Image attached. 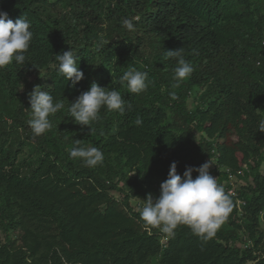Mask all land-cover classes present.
Returning a JSON list of instances; mask_svg holds the SVG:
<instances>
[{
    "label": "trees",
    "instance_id": "trees-1",
    "mask_svg": "<svg viewBox=\"0 0 264 264\" xmlns=\"http://www.w3.org/2000/svg\"><path fill=\"white\" fill-rule=\"evenodd\" d=\"M0 11L33 33L25 62L0 69V264H264V0H0ZM70 49L84 73L75 85L57 71ZM177 49L194 71L174 88L177 61L164 56ZM132 69L148 73L138 95L120 83ZM93 82L131 110L102 107L90 135L68 107ZM36 86L65 105L38 137ZM77 139L103 163L71 159ZM209 160L233 205L215 237L146 229L132 200L158 197L173 162L183 176ZM239 177L250 180L237 187ZM241 232L251 245L235 244Z\"/></svg>",
    "mask_w": 264,
    "mask_h": 264
},
{
    "label": "clouds",
    "instance_id": "clouds-1",
    "mask_svg": "<svg viewBox=\"0 0 264 264\" xmlns=\"http://www.w3.org/2000/svg\"><path fill=\"white\" fill-rule=\"evenodd\" d=\"M123 26L133 30L134 26L130 19L123 20ZM30 22L24 17L13 22L8 13L0 11V69L10 66L13 61L23 64L26 60L25 53L28 51L33 39L30 31ZM110 43V42H109ZM165 59L174 58L177 65L174 68L173 84L178 88L187 80L194 71L191 63L187 62L182 55V49L166 50ZM58 61V74L73 85L84 79V73L77 66V57L73 50L56 54ZM126 82L127 91L132 94H141L149 85L147 71L132 69L126 71L120 77V83ZM172 100L177 99L175 92L170 93ZM31 119L28 121L34 137L41 136L52 127L50 116H54L65 107L61 101H55L50 92L36 86L29 98ZM106 107L110 112L124 115L126 110H131V104H126L120 92L93 82L89 90L82 92L68 107L72 121L90 128V135L95 132L93 122L99 119V112ZM140 116L134 121L137 126L142 125ZM258 131L264 132V118L258 123ZM68 149L69 157L80 160L85 167L95 168L104 161L103 152L97 147L80 145ZM212 160L199 167L187 166L183 176L178 173L177 162L170 166L168 177L160 185V195L156 198L148 194L140 201L139 217L146 229H157L168 236H175V230L183 225L187 226L193 235L205 242L215 237L219 227L227 220L232 211V200L226 194L222 185L210 174ZM247 168V165H244ZM193 172L198 176L193 178ZM231 180V179H230ZM233 178L231 182H233ZM139 200V199H138Z\"/></svg>",
    "mask_w": 264,
    "mask_h": 264
},
{
    "label": "rangeland",
    "instance_id": "rangeland-1",
    "mask_svg": "<svg viewBox=\"0 0 264 264\" xmlns=\"http://www.w3.org/2000/svg\"><path fill=\"white\" fill-rule=\"evenodd\" d=\"M149 44L150 43H147L146 46H145L147 48V50H149L151 48V45H149ZM191 102H192V98L189 99V106L190 107H194V103H191ZM212 167H214V166L212 165ZM261 170L264 173V162H263V165L261 167ZM249 180H250V177L247 178V179L245 177H239L238 180L236 181V185H237V187H239L240 185L245 184ZM132 205L135 207L136 210L139 209V208H142V206H140L141 205L140 204V200H138V199H133L132 200ZM261 227L264 230V214L261 215ZM240 234H242V232ZM247 238H248L247 235L242 234L241 239L236 240L235 244L237 246H239V247H247V246L251 245V244H248L249 239L247 240ZM4 241H5V233H4L3 229L0 226V243H2ZM155 264H157V262H155Z\"/></svg>",
    "mask_w": 264,
    "mask_h": 264
},
{
    "label": "built area",
    "instance_id": "built-area-1",
    "mask_svg": "<svg viewBox=\"0 0 264 264\" xmlns=\"http://www.w3.org/2000/svg\"><path fill=\"white\" fill-rule=\"evenodd\" d=\"M232 180V179H231ZM231 192H233V190H231Z\"/></svg>",
    "mask_w": 264,
    "mask_h": 264
}]
</instances>
